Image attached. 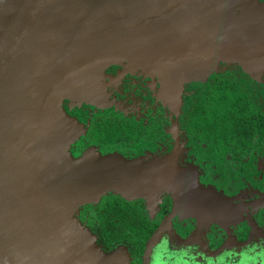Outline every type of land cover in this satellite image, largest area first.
Returning a JSON list of instances; mask_svg holds the SVG:
<instances>
[{"label":"water","instance_id":"obj_1","mask_svg":"<svg viewBox=\"0 0 264 264\" xmlns=\"http://www.w3.org/2000/svg\"><path fill=\"white\" fill-rule=\"evenodd\" d=\"M222 61L264 70V2L0 0V264H129L75 217L109 191L127 197L130 181L120 164L73 160L63 99L90 103L114 62L183 84Z\"/></svg>","mask_w":264,"mask_h":264},{"label":"flooded vegetation","instance_id":"obj_2","mask_svg":"<svg viewBox=\"0 0 264 264\" xmlns=\"http://www.w3.org/2000/svg\"><path fill=\"white\" fill-rule=\"evenodd\" d=\"M159 70L114 62L98 75L90 103L63 99L75 121L62 135L73 160L120 164L130 181L127 197L109 191L77 216L90 230V208L125 202L136 221L125 231H138L144 249L135 255L118 244L106 253L125 248L129 264H144L147 244L164 225L184 242L204 237L210 248L226 236L245 242L254 223L264 228V70L249 74L222 61L184 84ZM194 190L201 197H191Z\"/></svg>","mask_w":264,"mask_h":264},{"label":"rangeland","instance_id":"obj_3","mask_svg":"<svg viewBox=\"0 0 264 264\" xmlns=\"http://www.w3.org/2000/svg\"><path fill=\"white\" fill-rule=\"evenodd\" d=\"M223 11L220 10L218 13L222 14ZM166 86L169 87L168 82ZM170 94H173L172 91ZM177 96L178 102H181L182 95L177 94ZM82 207H79L75 213L77 220ZM164 238L168 239L167 247L162 246L161 242ZM208 261H211V264H264V228L254 223L245 242L239 241L236 237L226 236L220 247L210 248L206 238L190 236L188 241L184 242L164 225L147 244L144 257V264L150 262L151 264H208Z\"/></svg>","mask_w":264,"mask_h":264},{"label":"trees","instance_id":"obj_4","mask_svg":"<svg viewBox=\"0 0 264 264\" xmlns=\"http://www.w3.org/2000/svg\"><path fill=\"white\" fill-rule=\"evenodd\" d=\"M90 210L93 211V219L89 221L90 231L98 236L100 244L104 246L102 251L106 253L116 245L124 244L133 248L135 255L141 254L144 249V239L140 242L141 234L138 231H125V226L133 229L128 225L130 219L136 223L132 210L125 202L112 198Z\"/></svg>","mask_w":264,"mask_h":264},{"label":"clouds","instance_id":"obj_5","mask_svg":"<svg viewBox=\"0 0 264 264\" xmlns=\"http://www.w3.org/2000/svg\"><path fill=\"white\" fill-rule=\"evenodd\" d=\"M161 243H162V246L167 247V245H168V239L167 238H164V240ZM150 264H151V262H150ZM208 264H211V261H208Z\"/></svg>","mask_w":264,"mask_h":264}]
</instances>
